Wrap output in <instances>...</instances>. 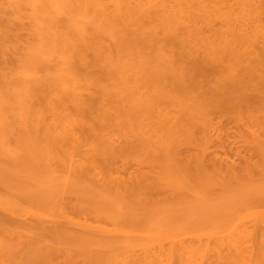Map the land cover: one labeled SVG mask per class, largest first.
<instances>
[{
    "label": "bare ground",
    "instance_id": "1",
    "mask_svg": "<svg viewBox=\"0 0 264 264\" xmlns=\"http://www.w3.org/2000/svg\"><path fill=\"white\" fill-rule=\"evenodd\" d=\"M149 2L0 0V260L5 263L119 264L125 256L151 259L165 241L180 245L193 261L204 246L198 248L194 238L206 237L202 241L215 239L235 250L233 263L221 264H264L252 261L253 242L264 244L259 87L264 83L249 89L248 82L235 80L230 65L234 80L230 85L224 78L227 91L211 93L205 83L225 67L223 58L206 53L193 59L181 51L178 39L193 37V26L185 25L189 20L183 24L171 14L176 26H138L135 21H144L151 10ZM198 2V8L185 6L188 16H208L212 23V1ZM226 15L224 23L232 26ZM129 21L138 27L125 30ZM225 35L232 43V33ZM250 38L243 42L247 50L256 46ZM263 50L250 55L253 51L264 70ZM221 59L219 66L214 63ZM151 69L161 80L160 75L153 81ZM162 103L173 105L176 114L167 113L168 107L163 112ZM222 122L234 124L232 138L240 144L224 149V155L210 151L215 138L223 145L231 137V125L227 129ZM205 245L203 254L211 252Z\"/></svg>",
    "mask_w": 264,
    "mask_h": 264
},
{
    "label": "rangeland",
    "instance_id": "2",
    "mask_svg": "<svg viewBox=\"0 0 264 264\" xmlns=\"http://www.w3.org/2000/svg\"><path fill=\"white\" fill-rule=\"evenodd\" d=\"M144 1V0H143ZM146 1V0H145ZM148 1V0H147ZM212 2V6H211V11L209 12V15H210V18H213V20L211 21L212 23H210V19H208V16H203V18H202V16H201V18H200V16L199 15H197V14H195L194 16H196V19H198V20H196L195 18H194V16H192V19L188 16V14H187V8L185 7V6H188L187 4H192L193 6H194V3L196 4V6H194V7H196V8H198V4H199V2H198V0H197V2H198V4L196 3V0H191V1H187V0H184V2L182 1V0H152V3L150 4V2H149V4H148V6H152L150 9L151 10H148L147 12H146V14H144L143 15V18H144V21H143V19H142V17L140 18L141 20H142V22L140 21V20H136L135 22L136 23H138V26H141L142 25V27H148V29L149 28H151V29H155V27H157V29L156 30H161V27L162 26H164V25H169L170 24V22H171V24L170 25H172L173 23V26L175 25H177L176 23H178L177 21L178 20H176V22H174L175 21V18H179L180 20L182 19V22H183V24H184V22H186V21H188V23L187 24H185V25H187L188 27L190 26V25H192L193 27H190V30H191V33L192 34H190L191 36H193V37H190L189 35H188V37H185V38H187V39H185V43H183V41H181V38H179L178 40H180V43H179V47L180 48H182V50L181 51H183L184 53H190V56H189V58H192L193 57V59L195 58V57H198L200 54H201V56L200 57H202L203 55H205L206 53L207 54H213V57H214V55L215 56H220L221 58H223V60H224V62L225 63H223L224 65H222V62H221V66H225V67H221V68H223L222 70H220V68H218L217 69V72H218V74H219V76H218V74H217V76H215V75H213V74H210L209 75V77L211 78L210 80H212V82H211V84L210 83H208V84H206L205 83V85H207V87L208 88H210V89H212L210 92L211 93H213L214 95L216 94V95H222V94H224L227 90V88L228 87H226V86H228V82L226 81V79H224V78H227V80H229V83H230V85H231V80H234V77H235V80L237 79V81H238V83H242L243 81H245V82H243L245 85H247V83L246 82H248V88L252 85L253 87H252V89L254 88V89H256V87L254 86L255 85V82L256 83H258V82H260V83H264V75H263V73H264V70L263 69H261L260 67H258V65H256V64H258V61H254V60H256V58L254 59L252 56H253V51L251 52V54L252 55H250V51L251 50H253V49H255V51H260L261 52V50H263L264 49V4H261L260 2H261V0L259 1V0H235L236 1V3H235V1L234 0H228V4L229 5H227L226 3V1L227 0H217L216 1V3H217V5L215 6L214 5V1L213 0H211ZM257 3H256V2ZM181 2V3H180ZM186 2V3H185ZM188 2V3H187ZM190 2V3H189ZM193 2V3H192ZM224 2H225V4H224ZM238 2V3H237ZM251 2H252V4H251ZM164 3V4H163ZM179 3H180V6H181V4L184 6V8L186 9H184L185 11H183V10H181L183 13H179L180 12V8H182L183 9V6H179ZM218 3H220V9H224V6L225 5H227V6H225L226 8L224 9L226 12H225V14H224V10H220L219 8H217V6L219 5ZM255 3V4H254ZM263 3V2H262ZM155 4V5H154ZM177 4V5H176ZM186 4V5H185ZM258 4V5H257ZM164 5V6H163ZM168 5V6H167ZM214 5V6H213ZM257 5V6H256ZM262 5V6H261ZM177 6H178V8H177ZM259 6V7H258ZM261 6V7H260ZM180 7V8H179ZM153 8V9H152ZM166 9V11H165V9ZM176 8V9H175ZM257 8V9H256ZM260 8V9H259ZM218 9V10H217ZM213 10V11H212ZM215 10H217L218 12L216 13V11ZM220 10V11H219ZM228 10L230 11V12H228ZM257 10V12H255ZM259 12V13H258ZM263 12V13H262ZM215 14L216 13V15H214L213 16V14ZM260 13L262 14V15H260ZM171 14H173L174 16H175V18H174V16L173 15H171ZM220 14H223V16L222 15H220ZM226 14H228V16H229V14H231V16H232V18H227L228 20H230L229 22H228V24L230 23V24H232V26H233V28H232V26L231 25H229V27H228V25H226L227 24V22H225L224 23V18H226ZM257 14V15H256ZM186 15V16H185ZM220 16V18H219V16ZM167 16H168V18H167ZM170 16H171V19L173 20V18H174V20L173 21H171V19H170ZM256 16H257V18H256ZM167 18V19H166ZM185 18H186V20H185ZM187 18H189V19H187ZM206 18V19H205ZM260 19V20H259ZM161 20H164V21H161ZM165 20H167V21H165ZM169 20V21H168ZM179 20V21H180ZM208 20V21H207ZM259 20V21H258ZM262 20V21H261ZM134 20H131V22H133ZM138 21V22H137ZM191 21V23L192 24H189V22ZM202 21H204V22H202ZM207 21V22H206ZM227 21V20H226ZM130 22V21H129ZM129 22H126L127 24H123V26H126V27H123L125 30H127L128 29V31H130V30H132L133 28H136V27H138L136 24V26L134 27L133 25H134V23H132L131 24V22H130V24H129ZM146 22V23H145ZM162 22V23H161ZM262 22V23H261ZM142 23V24H141ZM145 23V24H144ZM150 23V25H148ZM167 23V24H166ZM141 24V25H140ZM144 24V25H143ZM151 24H155L154 25V27L151 25ZM131 25V26H130ZM148 25V26H147ZM157 25H159V26H157ZM258 25H259V28H258ZM132 26H133V28H132ZM161 26V27H160ZM208 26V27H207ZM210 26H212V27H210ZM231 26V27H230ZM128 27V28H127ZM226 27H228V28H226ZM130 28V29H129ZM158 28H160V29H158ZM262 28H263V30H262ZM198 30V31H197ZM201 32H200V31ZM212 30V31H211ZM242 30H243V32H242ZM244 30H248L249 32H251L250 34H248L249 32H244ZM193 32H196V33H200L199 35L198 34H193ZM219 32H221V34L219 33ZM227 32L229 33V35H230V33H232V36H233V38H231V40H232V43H233V45H232V43H230L231 41H230V39H229V42L228 41H226V40H224L223 39V37H224V35H225V37H226V39H228L227 38V36H229L228 34H227ZM213 33H214V35H213ZM204 34V35H203ZM244 34H246V36H244ZM244 37V38H247L248 39V37L249 36H251V38L250 39H252V38H255V40L254 39H252V40H254V43H255V47L254 48H251V49H249V50H247L248 48H244L243 47V42H246V40L247 39H244L243 40V38H242V40H241V38L240 37ZM253 36V37H252ZM206 37H208V39L206 38ZM219 39H218V38ZM230 37H231V35H230ZM191 38L193 39V42L192 43H190L192 40H191ZM189 39V40H188ZM188 40V41H187ZM219 41V42H216V41ZM222 40V41H221ZM190 41V42H189ZM206 41V42H205ZM211 41L213 42V44H211ZM223 41H226L225 43L223 42ZM235 41V42H234ZM179 42V41H178ZM177 42V43H178ZM188 42V43H187ZM198 43V45L197 46H194V45H196L197 43ZM227 42L228 43H230L232 46L230 47V44H228L229 46H225V44H227ZM189 44V46L187 45V44ZM206 43H207V46H206ZM209 43V44H208ZM257 43H259V46H258V44ZM192 44V45H191ZM194 44V45H193ZM211 44V47L209 46ZM218 44H220V45H222V46H220V45H218ZM178 45V44H177ZM184 47H183V46ZM187 47H186V46ZM200 45V46H199ZM201 45H203V46H201ZM224 45V46H223ZM199 46V47H198ZM210 48H209V47ZM214 46H216V48L214 47ZM247 46V45H246ZM263 47V49H262V47ZM192 47V48H191ZM220 47V48H219ZM222 47H223V49H222ZM252 47V46H251ZM260 47V48H259ZM205 48H206V50H205ZM228 48V49H227ZM231 48H232V50H231ZM242 48H244L243 50H241ZM258 48V49H257ZM202 49H203V52H202ZM240 49V50H239ZM194 50V51H193ZM212 50V51H211ZM219 50V51H218ZM222 50V51H221ZM225 50V51H224ZM228 50H229V52H228ZM231 50V51H230ZM235 51V52H237V54L235 53V52H232V51ZM237 50H239V51H237ZM244 50H247V51H244ZM246 52V53H244V52ZM254 51V52H255ZM264 51V50H263ZM201 52V53H200ZM212 52V53H211ZM214 52H216L217 54L218 53H220V55L218 54H215ZM248 52H249V54H248ZM228 53V54H227ZM233 53V54H232ZM193 54V55H192ZM196 54H198L197 56H196ZM203 54V55H202ZM239 54V55H238ZM244 54H246V55H244ZM249 55V57H248V55ZM211 55H209V56H211ZM226 55V56H225ZM233 55V56H232ZM234 55H235V57H237L238 59H240V60H238V59H236L235 57H234ZM195 56V57H194ZM208 56V55H207ZM246 57L247 58V60H246V58H244V57ZM206 57V56H205ZM203 58V57H202ZM214 58H216V57H214ZM252 58V60H251V63H250V59ZM218 59V58H217ZM225 59L227 60V62H228V64H227V62L225 61ZM234 60V61H233ZM244 62H247V64H244V65H248V66H244L243 65V61ZM219 61H222V59L221 60H218L217 62H215L214 61V63L216 64V65H218L219 66V64H217ZM235 61H237V62H235ZM240 63H239V62ZM257 62V63H256ZM236 63V64H235ZM238 64V65H237ZM241 64H242V66H241ZM254 64V67L252 66ZM227 65V66H226ZM230 65L232 66H234L233 68L232 67H230ZM255 65H256V67H258L257 69V71H259V72H257L258 74H261L260 76H258L255 72H256V68H255ZM230 68H229V67ZM250 67H252L251 68V71H250V69L249 68ZM217 68V67H216ZM227 68H229V69H227ZM232 68V72H233V70H234V74H235V72H237V74L236 75H234L233 73H231L232 74V76H234V77H232L231 76V74L229 73V71H230V69ZM244 69V70H243ZM154 71H155V69H153ZM249 70V71H248ZM263 71V72H262ZM158 72V71H157ZM157 72H154L155 73V75L153 76V73H152V69H151V71L149 70L148 71V74L149 75H151V76H153L152 78H153V81H156V79H157V77L158 76H160L161 74L160 73H158V75L156 76V73ZM224 74H223V73ZM238 72H239V75H238ZM244 72V74H246V75H244V74H242ZM247 72H248V75H247ZM223 74V76L221 77V75ZM228 74H230V75H227ZM249 74H251V75H253V76H251V75H249ZM242 75V77H240ZM244 75V76H243ZM203 76V75H202ZM201 76V77H202ZM237 76H239V77H237ZM161 77H163L162 75L160 76V77H158L159 79L161 78ZM203 77H205V79H207L208 78V76H203ZM230 77H232V78H229ZM244 77H246V78H249V79H244ZM151 78V79H152ZM218 78H220L221 79V81L218 79ZM252 78V79H251ZM261 78H262V82H261ZM163 79V81L165 80L164 78H162ZM200 79V78H199ZM240 79V80H239ZM258 79V80H257ZM161 80V79H160ZM160 80H158V82L160 81ZM215 80V82L213 83V81ZM226 82V84H222V83H225L224 81ZM167 81V80H166ZM201 81V80H200ZM202 81H203V79H202ZM251 81V82H250ZM252 81H254L253 83H252ZM169 82V81H168ZM204 82V81H203ZM202 82V83H203ZM206 82V81H205ZM250 82V83H249ZM164 83V82H163ZM221 83V84H220ZM252 83V84H251ZM259 83V84H260ZM164 84H166V83H164ZM170 84L171 83H169L168 84V89L170 88L171 89V86H170ZM210 84V86L212 85L213 86V88H214V91H213V88L212 87H210V86H208ZM258 84V85H259ZM261 84V85H262ZM205 85H204V87H205ZM222 87H224V88H222ZM229 85V86H230ZM250 85V86H249ZM218 87H220V88H218ZM259 87H261V90H263L264 91V87H262V86H259ZM205 89H207L206 87H205ZM204 89V90H205ZM220 89V90H219ZM222 89H224V90H226L225 92H223L224 90H222ZM249 89H251V87L249 88ZM260 89V88H259ZM208 90V89H207ZM219 92V93H218ZM162 104H163V106H165V107H163L162 106ZM162 104H160V109L163 111V112H165L166 113V111H167V113H172L173 112V114H176V111H174V109L175 108H173L172 106L173 105H170V104H165L164 105V103H162ZM168 105V106H167ZM169 106L171 107V108H169ZM167 107H168V109H167ZM167 109V110H166ZM166 110V111H165ZM168 110H170V112L168 111ZM172 114V115H173ZM168 115V114H167ZM171 115V114H170ZM174 116V115H173ZM217 116V115H216ZM215 116V117H216ZM225 118H221V119H224V121L225 122H227L228 121V118H226L227 116H224ZM218 118V116L215 118V121H216V119ZM219 119V118H218ZM226 119V120H225ZM220 121V120H219ZM222 121V120H221ZM220 121V122H221ZM229 122V121H228ZM227 122V123H228ZM223 124H224V122H222ZM222 123H220V124H222ZM219 125V124H218ZM225 126H227V124L225 123L224 124ZM222 126V128L223 127H225V126ZM229 125H233L232 127L231 126H229ZM228 126H229V128H232V129H230L229 130V132H230V138L228 139V141L227 142H225L223 145L221 144V145H217V144H219L220 142L218 141V138H215V140L213 141V143H212V146H211V149H210V151H214L215 152V154L217 153H221V154H225L226 153V151H225V153H224V149L226 150L227 149V151L229 152L230 150H231V148H235V147H237V145H238V147H239V145L240 144H236L235 143V139L234 138H232V136H233V129L234 130H236V128H234L235 126H234V124L233 123H231V124H229ZM221 126V125H220ZM228 126H227V129H228ZM226 128V127H225ZM224 128V129H225ZM227 129H225V130H227ZM224 130V131H225ZM217 137V136H216ZM216 139H217V143H216ZM232 140V141H231ZM232 142H234V143H232ZM215 147V148H214ZM219 147H222V149L220 148V149H218ZM225 147V148H224ZM217 149V150H216ZM233 158H235V156H233ZM240 159H237V161H239ZM242 160V159H241ZM191 238V237H190ZM203 238L205 239L206 237H202V240H203ZM208 238V237H207ZM194 239H196L197 241H199L198 243H197V241L195 240V241H193V245H194V242H196L197 243V245H198V248L199 247H201V246H203L202 247V250H200L199 252H200V254L199 255H197V257L195 258V257H193V261L190 259V258H188V257H190V253H187V251L186 252H182L183 250H181V248H180V245H177V244H174L173 245V243H172V245L174 246H172L171 244V246L169 245V243H171V242H169V240H167L169 243L167 244L166 243V241H165V243L163 242L162 244H164V248H160V247H158L157 249L158 250H156L157 251V255L155 254V252H154V254H155V256H148V257H152L153 258V260H151L150 258H148V259H145L144 260V256H140V258L141 259H136V260H134L135 258L133 257V256H129L128 258H130V260L129 259H127L126 258V256L125 257H123L124 255H122L121 254V257H123L122 258V260H124V261H120L119 262V264H135L134 262H136V264L138 263V264H194L195 262L194 261H197L195 264H197V263H199L200 264V261H201V264H221V262L222 261H228L229 263L231 262L230 261V259L232 260V258H229V257H234V256H232L233 254H231L230 255V253H233V252H235V250L233 249L232 251H231V249L230 248H226L225 246H226V243H225V245H221V243L220 242H218L217 240H215V239H210L209 238V240L210 241H206L207 242V245H209V243H211L208 247L211 249V252L209 251V250H207L208 251V253L207 252H204V254H203V248H205V241H202L201 240V238H194ZM192 240V239H191ZM200 240L204 243V244H202V242H200ZM206 240V239H205ZM217 242V243H216ZM251 242H253V241H251ZM188 243V242H187ZM189 243H191V242H189ZM196 243H195V245H196ZM200 243V244H199ZM216 243V244H215ZM219 243V244H218ZM263 243V242H262ZM260 241H257V242H253V245L252 246H254L253 247V249L254 248H256V251L255 252H253V254H252V261H254V262H259V263H264V262H262V260L264 259V258H260V256L261 257H264V244H262ZM202 244V245H201ZM249 244V243H248ZM251 244V243H250ZM262 244V245H261ZM190 245H192V244H190ZM192 245V246H193ZM217 247V248H215V246ZM221 245V246H220ZM159 246V245H158ZM160 246H162L161 244H160ZM191 246V247H192ZM252 246H250L249 248H247L248 250V252H250V248H252ZM157 247V246H156ZM214 247V248H213ZM218 247H219V249H218ZM222 247V248H221ZM196 248V247H195ZM208 248V249H209ZM188 249H190V247L188 248ZM207 249V248H206ZM216 249V250H215ZM217 249L218 250H220V252H217ZM221 249H224L223 251L221 250ZM199 250V249H198ZM205 250V249H204ZM261 250V251H260ZM6 251V250H5ZM4 251V252H5ZM122 250H116V252H118L119 254H120V252H121ZM192 251V250H191ZM197 251V250H196ZM215 251V252H214ZM221 251L223 252V254L221 253ZM195 252V251H194ZM194 252H192V253H194ZM198 252V251H197ZM237 252V251H236ZM261 252V253H260ZM202 253V254H201ZM226 253V254H225ZM228 253V254H227ZM252 252H250V254H251ZM255 253H257V254H255ZM195 254V253H194ZM213 254V255H212ZM216 254V255H215ZM191 255H193V254H191ZM212 257H211V256ZM222 255L225 257H222ZM202 256H204V258H202ZM238 256V255H237ZM254 256V257H253ZM133 257V258H132ZM198 257H201L200 258V261H199V259H197ZM205 257H206V260H205ZM208 257H210V258H208ZM143 258V259H142ZM147 258V257H146ZM190 259V260H187V259ZM192 258V257H191ZM195 258V259H194ZM126 259V260H125ZM132 259V260H131ZM208 259V260H207ZM134 260V261H133ZM213 260V261H212ZM217 260V261H216ZM127 261H128V263H127ZM189 261H190V263H189ZM192 261V262H191ZM204 261V262H203ZM210 261L212 262V263H210ZM233 261V260H232ZM264 261V260H263ZM124 262V263H123ZM133 262V263H132ZM188 262V263H187ZM206 262V263H205ZM214 262V263H213ZM217 262V263H216ZM76 263V262H75ZM231 263H233V262H231ZM0 264H7V263H5V261L4 260H0ZM76 264H78V262L76 263Z\"/></svg>",
    "mask_w": 264,
    "mask_h": 264
}]
</instances>
